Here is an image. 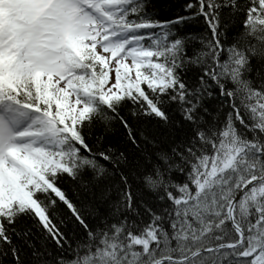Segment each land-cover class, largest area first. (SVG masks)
<instances>
[{"label": "snow or ice", "instance_id": "1", "mask_svg": "<svg viewBox=\"0 0 264 264\" xmlns=\"http://www.w3.org/2000/svg\"><path fill=\"white\" fill-rule=\"evenodd\" d=\"M0 264H264V0H0Z\"/></svg>", "mask_w": 264, "mask_h": 264}]
</instances>
